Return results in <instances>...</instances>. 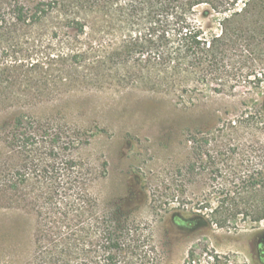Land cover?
Listing matches in <instances>:
<instances>
[{
	"label": "rangeland",
	"instance_id": "rangeland-1",
	"mask_svg": "<svg viewBox=\"0 0 264 264\" xmlns=\"http://www.w3.org/2000/svg\"><path fill=\"white\" fill-rule=\"evenodd\" d=\"M51 98L0 106V264H32L39 212L60 204L94 207L78 227L91 230L98 264H112L110 254L117 264H264V221L239 215L218 228L203 210L264 155V84L225 94L216 85L163 92L125 80ZM14 115L42 124L31 146L5 140ZM231 158L237 178L225 186ZM118 240L123 253L111 250Z\"/></svg>",
	"mask_w": 264,
	"mask_h": 264
},
{
	"label": "trees",
	"instance_id": "trees-1",
	"mask_svg": "<svg viewBox=\"0 0 264 264\" xmlns=\"http://www.w3.org/2000/svg\"><path fill=\"white\" fill-rule=\"evenodd\" d=\"M125 80L163 92L262 87L264 0H0V106L6 111L78 86L99 90ZM31 118L9 117L11 130L3 136L13 149L40 135L42 124ZM256 157L258 164L244 163L241 185L206 200L210 226L230 227L239 215L252 224L264 221V155ZM231 159L225 186L237 178ZM11 185L20 198L22 184ZM93 210L92 204L40 210L32 264H98L91 230L78 227ZM119 242L112 252L123 253Z\"/></svg>",
	"mask_w": 264,
	"mask_h": 264
}]
</instances>
